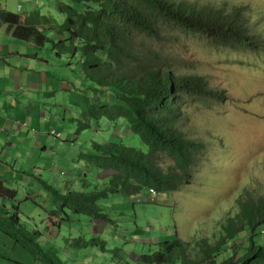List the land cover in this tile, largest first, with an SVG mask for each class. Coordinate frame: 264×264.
Instances as JSON below:
<instances>
[{
  "label": "trees",
  "instance_id": "16d2710c",
  "mask_svg": "<svg viewBox=\"0 0 264 264\" xmlns=\"http://www.w3.org/2000/svg\"><path fill=\"white\" fill-rule=\"evenodd\" d=\"M56 7L65 16L63 23L58 24L41 9L29 13L2 9L0 26L7 24L15 37L38 48L49 46L55 58L67 60L58 59L71 74L70 80L65 76L66 87L79 95L72 106V122H77L75 137L95 124L100 127L101 121L110 123L112 131L107 140H92L90 150L77 154L96 173L111 174L105 182L97 177L101 184L81 176L79 189L70 187L68 180L65 191L37 177L41 190L53 203L48 208L37 201L39 193L26 197L43 207L44 214L38 217L41 226L23 217L15 200L2 201L0 232L43 264H70L69 259L74 257L69 249H108L107 241L91 233L87 236L81 228H77V237L69 239L74 237L72 227L80 214L108 223L110 218L101 201L111 194L132 196L143 190L171 193L194 179L196 153L204 144L185 136L177 123L190 102L209 103L224 98L225 91L214 87L210 77L194 70L190 62L174 60L175 42L182 35H195L214 47L259 51L264 49V39L249 33L237 9L203 5L197 0H60ZM74 63L75 82L71 71ZM56 78L63 79L59 75ZM131 134L139 135L147 149L126 144L122 136ZM165 159L173 164L164 167ZM17 193L0 183V198L16 199ZM237 204L236 213L223 220L214 242L208 238L184 240L175 233L157 240L158 250L136 253V259L122 255L116 247L111 251L113 261L264 264V242L256 238L264 232V196L250 194ZM66 221L71 230L68 236H62L57 226ZM59 237L62 239H55Z\"/></svg>",
  "mask_w": 264,
  "mask_h": 264
},
{
  "label": "rangeland",
  "instance_id": "374dc122",
  "mask_svg": "<svg viewBox=\"0 0 264 264\" xmlns=\"http://www.w3.org/2000/svg\"><path fill=\"white\" fill-rule=\"evenodd\" d=\"M197 2L203 5H224L226 10L237 9L240 11L238 16L249 29V33L264 39V0ZM22 3L23 9L32 6L31 1ZM50 7L49 11L42 10L51 14L58 24L63 23L64 14L56 5ZM18 12L24 11L21 8ZM173 51L174 60L190 62L194 70L210 77L214 87L225 91L224 98L212 99L209 103L190 102V105L184 107L182 117L177 123L185 136L204 144L196 153L197 161L192 170L194 179L171 193L153 194L143 190L139 195L132 196L111 194L108 199L101 201L103 211L110 218L108 223L80 214L74 223L75 227H72L71 235L74 237L69 239L77 237V228H81L87 236L91 233L93 237L107 241L108 249L102 250L100 246L79 251L69 249L74 257L69 259L70 264H118L113 261L111 252L116 247L121 249L122 255L136 259V253L158 250L157 240L175 233L184 240L208 238L214 242L221 232L223 220L236 213L239 199L250 194L264 196V49L252 51L214 47L198 36L182 35L175 42ZM56 58V68L53 70L62 73L61 67H64L68 76L66 65L59 64L60 61L67 60ZM75 66L74 63L71 69L73 82L76 81L73 69ZM59 91L62 92L63 89ZM63 94L65 91L60 95ZM48 115V121L58 128L63 127V120L59 121L56 113L48 112ZM65 123L66 131L71 132L72 127V132L70 137L66 136L70 139L62 140L60 145H64V150L72 151V157L59 158L58 154L62 152L53 150V136H48V151H33V159L45 168L42 172H32L33 182L40 183L37 177H41L62 191L69 186L68 180L70 187L72 185L76 189L81 188V176L87 177L93 184L105 182L111 171L96 173L94 169L85 166L77 152L90 150L92 140H107L112 133L110 123L101 121L100 127L95 124L96 126L85 129L83 134L76 137L77 122L71 123L67 120ZM126 131L127 129L124 130L125 133ZM122 139L126 144L147 149L137 134L123 135ZM172 164L169 159L163 162L166 168ZM58 169L63 170L64 174ZM40 187L31 188L35 190L34 194H40L36 198L51 208V198H43L42 195L46 192ZM26 192L21 189L14 204L19 205L24 212L23 217L29 221L32 219L33 224L36 222L41 226L38 217L43 216L44 211L36 206L33 199H26ZM57 229L62 236H68L71 230L67 221L58 225ZM256 238L264 242V232L258 233ZM18 262L43 264L12 238L0 232V264H19Z\"/></svg>",
  "mask_w": 264,
  "mask_h": 264
},
{
  "label": "crops",
  "instance_id": "0c3cea01",
  "mask_svg": "<svg viewBox=\"0 0 264 264\" xmlns=\"http://www.w3.org/2000/svg\"><path fill=\"white\" fill-rule=\"evenodd\" d=\"M22 1L26 0H0V10L18 12L21 6L23 13L37 9L49 11L50 6L54 7L60 0H30L32 6L25 9ZM55 63L49 46L38 48L15 37L7 24L0 26V183L16 190L18 196L22 189L27 191V198H33L35 190L31 187L39 189L41 186L33 182L32 172H42L45 168L33 159V151L46 153L48 136H53V150L62 152L59 158L72 157V151L64 150V145L60 144L70 139L72 127L71 132L66 131L65 121L72 123L74 97L79 99V95L68 90L65 79L70 80L71 75H65V68L62 73L54 71ZM57 75L62 81L57 80ZM64 91L67 98L65 94L60 95ZM48 112L56 113L59 121L63 120V127L58 128L48 121ZM18 196L16 199L0 198V202L17 201ZM42 196L45 198L49 194Z\"/></svg>",
  "mask_w": 264,
  "mask_h": 264
},
{
  "label": "built area",
  "instance_id": "2783aa9c",
  "mask_svg": "<svg viewBox=\"0 0 264 264\" xmlns=\"http://www.w3.org/2000/svg\"><path fill=\"white\" fill-rule=\"evenodd\" d=\"M21 6L18 7V9L20 10Z\"/></svg>",
  "mask_w": 264,
  "mask_h": 264
}]
</instances>
